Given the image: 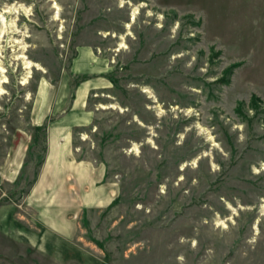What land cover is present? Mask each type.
<instances>
[{"label": "rangeland", "instance_id": "obj_1", "mask_svg": "<svg viewBox=\"0 0 264 264\" xmlns=\"http://www.w3.org/2000/svg\"><path fill=\"white\" fill-rule=\"evenodd\" d=\"M253 2L0 0V160L32 138L16 197L47 153L38 108L104 77L72 143L117 200L81 214V244L103 264H264V9ZM82 46L104 74L71 70ZM28 253L0 240V264H50Z\"/></svg>", "mask_w": 264, "mask_h": 264}, {"label": "crops", "instance_id": "obj_2", "mask_svg": "<svg viewBox=\"0 0 264 264\" xmlns=\"http://www.w3.org/2000/svg\"><path fill=\"white\" fill-rule=\"evenodd\" d=\"M255 3L253 8L257 10L262 5L264 9V0ZM255 21L257 39L264 40V20L261 22L257 16ZM71 70L86 75L104 74L107 68L101 67L92 48L82 46ZM100 78L105 79L86 78L81 82L68 105L66 94H62L53 109L38 108L33 125L47 126L48 148L37 176L21 197L16 194L21 188L20 178L32 138L23 141L19 137L0 160V201L6 199L0 203V240L25 247L27 254L31 250L46 257L50 264H103L96 252L81 244L79 218L89 209L111 208L117 200V190L112 184H101L105 168L79 159L72 143L73 129L85 127L93 120L87 103L91 91L102 86ZM51 112L60 115L48 122L46 117Z\"/></svg>", "mask_w": 264, "mask_h": 264}, {"label": "trees", "instance_id": "obj_3", "mask_svg": "<svg viewBox=\"0 0 264 264\" xmlns=\"http://www.w3.org/2000/svg\"><path fill=\"white\" fill-rule=\"evenodd\" d=\"M238 66V64H233L232 66H230L228 69H227V73H226V75L224 76V78H223V80L222 81H224L226 84H229V82H230V76L234 73V69H235V67H237ZM257 101H259V99H258V97L257 96H253L252 97V103H255V102H257ZM242 111V107H239L238 108V112H241ZM38 129H46V126H44V127H39ZM6 199H2L1 201H0V203H2V202H4Z\"/></svg>", "mask_w": 264, "mask_h": 264}, {"label": "bare ground", "instance_id": "obj_4", "mask_svg": "<svg viewBox=\"0 0 264 264\" xmlns=\"http://www.w3.org/2000/svg\"><path fill=\"white\" fill-rule=\"evenodd\" d=\"M136 13H137V11L134 12V15H135ZM133 18H135V16H134ZM133 18H132V19H133ZM224 224H225V223H224Z\"/></svg>", "mask_w": 264, "mask_h": 264}]
</instances>
